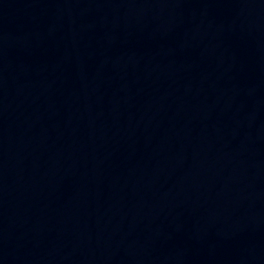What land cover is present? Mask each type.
I'll use <instances>...</instances> for the list:
<instances>
[{"label":"water","instance_id":"water-1","mask_svg":"<svg viewBox=\"0 0 264 264\" xmlns=\"http://www.w3.org/2000/svg\"><path fill=\"white\" fill-rule=\"evenodd\" d=\"M0 264H264V0H0Z\"/></svg>","mask_w":264,"mask_h":264}]
</instances>
